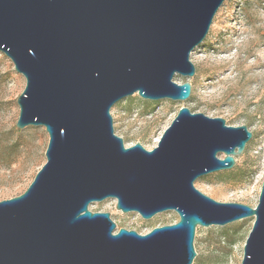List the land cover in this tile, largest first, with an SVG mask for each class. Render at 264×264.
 <instances>
[{"label": "water", "instance_id": "1", "mask_svg": "<svg viewBox=\"0 0 264 264\" xmlns=\"http://www.w3.org/2000/svg\"><path fill=\"white\" fill-rule=\"evenodd\" d=\"M224 0H0V53L26 81L17 130L43 127L45 164L26 191L0 202V264H192L198 227L253 218L240 264H264V176L255 207L221 203L194 182L231 170L252 133L181 107L157 146L126 147L111 108L134 94L186 101L190 55ZM106 200L143 220L120 228Z\"/></svg>", "mask_w": 264, "mask_h": 264}, {"label": "rangeland", "instance_id": "2", "mask_svg": "<svg viewBox=\"0 0 264 264\" xmlns=\"http://www.w3.org/2000/svg\"><path fill=\"white\" fill-rule=\"evenodd\" d=\"M190 61L193 77L175 75L177 84L189 82L186 101H147L137 94L110 110L114 133L126 147L140 143L146 150L157 146L181 107L210 118H222L228 126H246L252 139L231 170L201 177L194 186L221 203L255 207L264 176V0H224L203 42ZM24 77L0 53V202L23 194L45 164L49 137L43 127L17 130V98L25 88ZM92 212H107L117 230L146 234L152 228L176 222L175 212L143 220L136 213L123 214L114 200L95 203ZM253 218L225 226L198 227L192 264H240Z\"/></svg>", "mask_w": 264, "mask_h": 264}, {"label": "bare ground", "instance_id": "3", "mask_svg": "<svg viewBox=\"0 0 264 264\" xmlns=\"http://www.w3.org/2000/svg\"><path fill=\"white\" fill-rule=\"evenodd\" d=\"M159 141V140H158ZM158 143V142H157Z\"/></svg>", "mask_w": 264, "mask_h": 264}]
</instances>
